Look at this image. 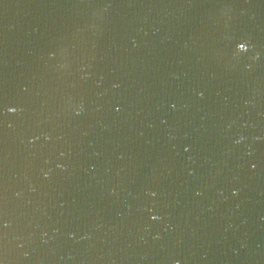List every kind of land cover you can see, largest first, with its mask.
<instances>
[{"label": "water", "instance_id": "95a60500", "mask_svg": "<svg viewBox=\"0 0 264 264\" xmlns=\"http://www.w3.org/2000/svg\"><path fill=\"white\" fill-rule=\"evenodd\" d=\"M0 264H264V0H0Z\"/></svg>", "mask_w": 264, "mask_h": 264}]
</instances>
